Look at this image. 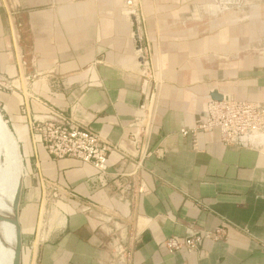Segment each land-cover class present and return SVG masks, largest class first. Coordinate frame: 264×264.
I'll use <instances>...</instances> for the list:
<instances>
[{
    "label": "crops",
    "instance_id": "0c3cea01",
    "mask_svg": "<svg viewBox=\"0 0 264 264\" xmlns=\"http://www.w3.org/2000/svg\"><path fill=\"white\" fill-rule=\"evenodd\" d=\"M244 1L256 10L214 17L203 5L225 1L134 0L143 71L124 0H0V108L30 170L22 264H113L119 226L133 264H264V135L235 146L217 129L181 135L205 121L215 91L264 105V0ZM48 116L116 147L106 173L50 158L31 130ZM46 196L65 202L56 224L44 220ZM220 227L224 239L198 251L166 249Z\"/></svg>",
    "mask_w": 264,
    "mask_h": 264
},
{
    "label": "built area",
    "instance_id": "2783aa9c",
    "mask_svg": "<svg viewBox=\"0 0 264 264\" xmlns=\"http://www.w3.org/2000/svg\"><path fill=\"white\" fill-rule=\"evenodd\" d=\"M4 85L0 80V89ZM206 110L205 121L191 131L182 130V136L191 135L195 140L199 133H207L217 129L224 145L235 146L243 139L251 142L256 137L264 135L263 104L237 100L211 101L207 104ZM55 118L60 123L34 122L31 126L32 132L40 138L48 156L55 160H79L90 164L98 173L105 174L108 156L117 148L105 143L98 134L91 130L73 125L71 121L62 116H55ZM152 121L153 116L142 127L137 143V151L141 161L150 154ZM237 229L248 233L246 229ZM225 236L226 227H220L214 233L195 235L184 240L169 239L165 246L171 255L183 250L195 252L206 240L220 241ZM115 245L118 246V257L114 259L113 264H133L131 249L128 246H123L119 241ZM112 256L111 253L110 257Z\"/></svg>",
    "mask_w": 264,
    "mask_h": 264
},
{
    "label": "bare ground",
    "instance_id": "6f19581e",
    "mask_svg": "<svg viewBox=\"0 0 264 264\" xmlns=\"http://www.w3.org/2000/svg\"><path fill=\"white\" fill-rule=\"evenodd\" d=\"M23 168L19 143L0 114V212L9 217L13 216V201L23 182ZM15 248V227L0 221V264H12Z\"/></svg>",
    "mask_w": 264,
    "mask_h": 264
},
{
    "label": "water",
    "instance_id": "95a60500",
    "mask_svg": "<svg viewBox=\"0 0 264 264\" xmlns=\"http://www.w3.org/2000/svg\"><path fill=\"white\" fill-rule=\"evenodd\" d=\"M125 6L127 7L126 14L130 17V21L132 24V32L134 34V41L136 46V51L139 54V63L142 67V70L145 71V57H144V50L142 45V33L141 28L137 16V12L135 9V3L134 0H124ZM228 3V0L226 1ZM213 9L210 10H204L207 13H212L214 17H217L218 15L224 14L226 12H230L233 10V8L225 7L223 10L217 6H211ZM142 99L140 104V109L145 110V104L149 96V82L147 80L144 81L143 87H142ZM211 99L213 101H224V100H232L229 97H225L224 95L220 94L218 91H215L211 95ZM141 119V120H140ZM139 120L142 121L143 117H141ZM36 122L46 123V122H55L60 123V121L53 117H43L38 118L35 120ZM22 193H23V182L19 184V187L17 189L14 201H13V216L9 217L6 216L4 213L0 212V221H6L9 222L12 226L15 227V237H16V248L14 251V257L12 264H22V255H23V234H22V227L20 224V206H21V199H22ZM57 198V197H56ZM121 231V239H122V245L126 246V239H127V229L123 227H118Z\"/></svg>",
    "mask_w": 264,
    "mask_h": 264
},
{
    "label": "rangeland",
    "instance_id": "374dc122",
    "mask_svg": "<svg viewBox=\"0 0 264 264\" xmlns=\"http://www.w3.org/2000/svg\"><path fill=\"white\" fill-rule=\"evenodd\" d=\"M223 1H225V2H218V3H215V4L203 5V7L206 6V8H207L209 6H213L214 5L215 7L219 6L223 10V8L228 6V8H233L232 13L234 12L237 15H240L242 12L251 13L253 10L254 11L256 10L255 9V4H250L248 2H245L244 0H228V3L226 2L227 0H223ZM263 5H264V3H263ZM252 8H254V9H252ZM259 46H262V48H264V39H262V41L260 40V45ZM0 114L3 116L4 121H6L5 118H4V115H3L2 111H1V108H0ZM23 170H24V177H23V183H24L25 179L29 180L28 171L30 172V170L27 169V165H25V162H24ZM23 188H24V185H23ZM45 188L48 190L47 186H45ZM55 200H53V198L50 197V196H46L44 198L43 205H44V208L46 209V211H45V215L46 216H45L44 220H45L46 223L52 221L53 224H56V223H58L57 221H60L61 218L63 217V211H61V209H63V205H64L65 202H61L60 199L59 200L55 199Z\"/></svg>",
    "mask_w": 264,
    "mask_h": 264
}]
</instances>
